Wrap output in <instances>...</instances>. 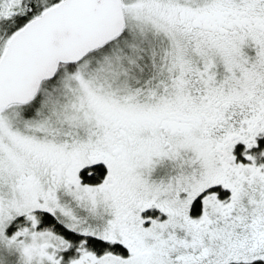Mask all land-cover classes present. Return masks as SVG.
<instances>
[{
  "label": "snow or ice",
  "instance_id": "1",
  "mask_svg": "<svg viewBox=\"0 0 264 264\" xmlns=\"http://www.w3.org/2000/svg\"><path fill=\"white\" fill-rule=\"evenodd\" d=\"M0 264H264V0H0Z\"/></svg>",
  "mask_w": 264,
  "mask_h": 264
}]
</instances>
